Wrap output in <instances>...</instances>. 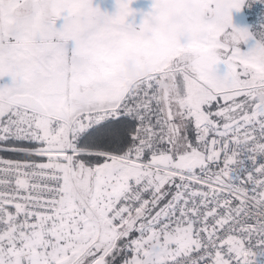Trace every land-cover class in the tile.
Listing matches in <instances>:
<instances>
[{"label":"snow or ice","instance_id":"1","mask_svg":"<svg viewBox=\"0 0 264 264\" xmlns=\"http://www.w3.org/2000/svg\"><path fill=\"white\" fill-rule=\"evenodd\" d=\"M132 3L0 0V264H264V24Z\"/></svg>","mask_w":264,"mask_h":264},{"label":"crops","instance_id":"2","mask_svg":"<svg viewBox=\"0 0 264 264\" xmlns=\"http://www.w3.org/2000/svg\"><path fill=\"white\" fill-rule=\"evenodd\" d=\"M152 3L153 0H133L131 6L138 10L135 14V20L137 23H139V21L142 19V13L144 11L150 10ZM93 5H99L102 11H106L108 13H114L116 11V0H93ZM130 19L132 18L130 17ZM233 22L240 26H248L246 20L244 19L242 10H233ZM216 69L218 74L223 75L227 70V66L221 63L216 66ZM5 83H11L10 76L0 78V85Z\"/></svg>","mask_w":264,"mask_h":264},{"label":"built area","instance_id":"3","mask_svg":"<svg viewBox=\"0 0 264 264\" xmlns=\"http://www.w3.org/2000/svg\"><path fill=\"white\" fill-rule=\"evenodd\" d=\"M248 27L255 29L264 24V0H248L243 8Z\"/></svg>","mask_w":264,"mask_h":264},{"label":"clouds","instance_id":"4","mask_svg":"<svg viewBox=\"0 0 264 264\" xmlns=\"http://www.w3.org/2000/svg\"><path fill=\"white\" fill-rule=\"evenodd\" d=\"M259 60L264 62V56L259 57ZM118 71L122 76L137 78L144 71V69L141 68L139 57L130 56L123 60Z\"/></svg>","mask_w":264,"mask_h":264},{"label":"rangeland","instance_id":"5","mask_svg":"<svg viewBox=\"0 0 264 264\" xmlns=\"http://www.w3.org/2000/svg\"><path fill=\"white\" fill-rule=\"evenodd\" d=\"M242 11H243V9H242ZM243 14H244V13H243ZM244 19H245V15H244ZM245 20H246V19H245ZM251 43H252V42L250 41L249 44H247V45H243V44H242L241 47H242L243 49L246 50V49L251 45Z\"/></svg>","mask_w":264,"mask_h":264},{"label":"trees","instance_id":"6","mask_svg":"<svg viewBox=\"0 0 264 264\" xmlns=\"http://www.w3.org/2000/svg\"><path fill=\"white\" fill-rule=\"evenodd\" d=\"M0 155H2V154H0Z\"/></svg>","mask_w":264,"mask_h":264}]
</instances>
